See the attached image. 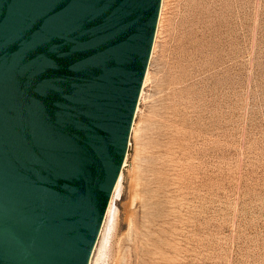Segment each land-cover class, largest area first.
Here are the masks:
<instances>
[{
  "label": "rangeland",
  "instance_id": "obj_1",
  "mask_svg": "<svg viewBox=\"0 0 264 264\" xmlns=\"http://www.w3.org/2000/svg\"><path fill=\"white\" fill-rule=\"evenodd\" d=\"M90 264H264V0H163Z\"/></svg>",
  "mask_w": 264,
  "mask_h": 264
},
{
  "label": "water",
  "instance_id": "obj_2",
  "mask_svg": "<svg viewBox=\"0 0 264 264\" xmlns=\"http://www.w3.org/2000/svg\"><path fill=\"white\" fill-rule=\"evenodd\" d=\"M163 0H0V264H90Z\"/></svg>",
  "mask_w": 264,
  "mask_h": 264
},
{
  "label": "bare ground",
  "instance_id": "obj_3",
  "mask_svg": "<svg viewBox=\"0 0 264 264\" xmlns=\"http://www.w3.org/2000/svg\"><path fill=\"white\" fill-rule=\"evenodd\" d=\"M161 9H162V7H161ZM160 16H161V13H160ZM159 20H160V18H159ZM158 26H159V24H158ZM148 72V71H147ZM147 76V75H146ZM145 80L147 81V79L145 78ZM145 81V82H146ZM145 82H144V84H145ZM143 87H144V85H143ZM143 91V90H142ZM142 93V92H141ZM141 98V97H140ZM120 184H121V176H120V179H119V181H118V183H117V185H116V188H115V190H114V193H113V196H112V199H111V202H110V205H109V208H108V211H107V214H106V217L108 218L109 217V215L111 214V208H112V204H113V200H114V196H115V193L117 192V190L119 189V186H120ZM107 218H105L106 220H107ZM104 223H105V221H104Z\"/></svg>",
  "mask_w": 264,
  "mask_h": 264
}]
</instances>
